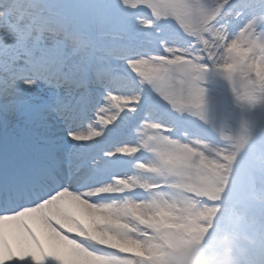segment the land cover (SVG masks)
Returning a JSON list of instances; mask_svg holds the SVG:
<instances>
[{
    "label": "snow or ice",
    "instance_id": "1",
    "mask_svg": "<svg viewBox=\"0 0 264 264\" xmlns=\"http://www.w3.org/2000/svg\"><path fill=\"white\" fill-rule=\"evenodd\" d=\"M260 21L264 0H0V111L54 114L72 142L65 167L45 138L47 163L28 171L27 150L2 142L0 264H167L221 228L232 250V201L264 172V131L256 144L246 125L226 144L176 133L203 119L209 65L264 103ZM44 85L53 97L32 104Z\"/></svg>",
    "mask_w": 264,
    "mask_h": 264
},
{
    "label": "rangeland",
    "instance_id": "2",
    "mask_svg": "<svg viewBox=\"0 0 264 264\" xmlns=\"http://www.w3.org/2000/svg\"><path fill=\"white\" fill-rule=\"evenodd\" d=\"M257 32L260 38L264 40V21L258 23ZM173 80L178 85L181 77L177 75L173 77ZM198 84L204 89L205 94L202 108L196 111L201 113L203 119L200 117L195 119L185 117L183 119L184 127L178 129L177 133L179 134L181 131L187 132L189 135L200 133L217 143L226 144L229 142L225 139L226 137H230L232 140L239 138L246 125L248 132L253 137V143L256 144L257 138L264 131V103L250 106L246 101L239 100L237 92L233 91L234 85L220 70L212 65H209V71L204 74L202 80L198 81ZM237 91H239L238 88ZM40 94L39 98L29 97L30 102L40 105L48 102L53 97V92L50 90L42 91L41 89ZM153 94L156 95L157 99H160L158 94ZM161 102L163 103V101ZM149 111L146 104L141 109V113L134 118L132 124H138L141 118L147 119L150 115H153L149 114ZM0 112V120L2 117H11L12 122L9 123V130L17 129L21 126L20 124L30 119L28 113L23 109H15L12 114L10 112L8 114ZM61 122V120L53 118V123L57 127L62 126ZM140 122L143 123V121ZM153 122L155 121L153 120ZM149 134H152L151 130ZM258 147L264 146L258 145ZM136 155H139V153ZM145 156V158H151L150 155L145 154ZM150 179H156V177H150ZM232 204L237 215L242 217L239 226L235 229L237 237L232 248L233 256L243 257L249 255L251 260L255 262L257 259L253 258L252 250L257 248L256 251L263 256L260 262L264 263V172L250 170L246 184L236 193ZM245 237L252 241L253 249L247 243V239L244 240ZM231 239H235L234 234L225 228H221L217 230L216 235L211 239L203 240L199 244L181 245L169 249L179 252L183 249L200 247L204 248L205 254H207L209 249L218 250L221 242L231 247ZM237 242H239V245ZM239 264L246 263L241 261Z\"/></svg>",
    "mask_w": 264,
    "mask_h": 264
},
{
    "label": "clouds",
    "instance_id": "3",
    "mask_svg": "<svg viewBox=\"0 0 264 264\" xmlns=\"http://www.w3.org/2000/svg\"><path fill=\"white\" fill-rule=\"evenodd\" d=\"M167 264H236V260L231 247L221 242L218 250L209 249L207 254L205 249L200 247L183 249L179 252L168 249Z\"/></svg>",
    "mask_w": 264,
    "mask_h": 264
},
{
    "label": "bare ground",
    "instance_id": "4",
    "mask_svg": "<svg viewBox=\"0 0 264 264\" xmlns=\"http://www.w3.org/2000/svg\"><path fill=\"white\" fill-rule=\"evenodd\" d=\"M44 88H47V86L44 85L41 88L34 91L31 95V97L39 98L41 95L40 94L41 89H42V91L46 90ZM10 113L12 114V111H10ZM10 118H11L10 116L6 117L5 118L6 122H9ZM132 122H133V120L131 121V123ZM21 126L25 127V129L28 130L29 132L35 133L37 136L50 137V138L54 139L55 143L62 144V145H59L58 147L62 150L61 154L63 153L65 155V157H66L67 151H70L69 149H67L65 147V145H63L64 143H70L69 146L72 145L70 138L65 137V135H66L65 128L66 127H61V128L57 127L53 123V115L52 114L48 116L46 122L33 121L30 118L28 121L24 122ZM61 142H63V143H61ZM39 161H41L40 158H39ZM42 164H45V163H42ZM28 165L34 169V167L31 166L30 162ZM65 167H66V165H65ZM237 243H239V242H237Z\"/></svg>",
    "mask_w": 264,
    "mask_h": 264
}]
</instances>
